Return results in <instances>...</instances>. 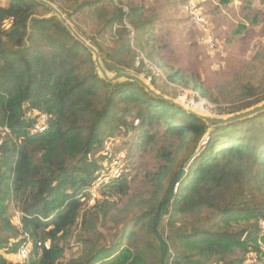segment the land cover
I'll return each mask as SVG.
<instances>
[{"label":"trees","instance_id":"1","mask_svg":"<svg viewBox=\"0 0 264 264\" xmlns=\"http://www.w3.org/2000/svg\"><path fill=\"white\" fill-rule=\"evenodd\" d=\"M45 1L89 41L107 69L140 75L142 55L146 60L153 56L143 45L151 39L153 22L142 8L127 6L126 11L121 0ZM86 12L114 31L115 47L103 48L74 24L72 17ZM47 13L52 14L35 0H0V264H162L164 246L152 231L153 222L182 169L157 226L166 247L164 264H243L245 255L258 252V241L264 239V113L212 128L205 137V122L139 85L105 82L92 53ZM179 75L167 78L177 83ZM184 85L195 89V84ZM242 92L237 98L245 100L254 89ZM201 96L217 103L207 91ZM263 101L219 109L218 114L239 113ZM42 117L46 129L34 133ZM136 130L137 139L146 143L154 139L150 130L184 139L185 154L176 157L170 146L157 150L160 166L152 191L128 197L124 213L133 216L121 218V230L107 247L101 224L111 204L107 198L101 209L82 213L85 192L107 158L104 143ZM203 137L206 144L199 146ZM125 177L103 187L112 192L109 197L130 189ZM135 199L139 204H133ZM11 206L20 216L17 225L11 222ZM78 218L82 233L74 237ZM242 221L246 226H232ZM73 238L79 253L65 260ZM28 245L26 261L7 260ZM235 249L243 256L227 259Z\"/></svg>","mask_w":264,"mask_h":264},{"label":"rangeland","instance_id":"2","mask_svg":"<svg viewBox=\"0 0 264 264\" xmlns=\"http://www.w3.org/2000/svg\"><path fill=\"white\" fill-rule=\"evenodd\" d=\"M82 1L78 0V3ZM121 1L124 10L127 11V6L142 8L145 18L153 22L150 29L151 39L148 44L143 43L146 51L153 50V56L150 60H146L142 55L145 67L140 75L129 73L138 77L156 94L176 102L195 113L194 115L208 118L223 116L218 114L219 109L234 108L264 98V0ZM114 3H117V0H114ZM191 4L201 14L200 18L205 22L206 31L198 29L195 25L193 16L189 12ZM47 16L53 15L47 13ZM72 20L89 38L101 44L103 48L116 46L117 36H114V31L104 29L103 22L90 13H79L72 17ZM130 37L133 38V34ZM101 66L105 69L108 78L121 73L112 67L107 69L102 63ZM169 73L180 74L177 83L168 80ZM125 82L128 80L120 79L112 84ZM185 82L195 84V89L192 85L185 86ZM246 88L254 89V94L246 96L245 100L237 98ZM203 91H207L217 103L213 104L201 96ZM200 101L204 103V110L201 111L196 108ZM137 132L138 130L130 132L127 136L117 133L109 139L112 153L110 157L113 159L119 157L122 166L121 179L126 176L127 186L130 189L119 190L116 192L118 195L109 197L108 193L112 192L108 188L99 187L92 191L95 203L93 206L87 204L90 195L85 192L87 198L82 205V213L96 206H98L97 210L101 209L107 198L111 204L108 218H104L101 224L104 245L116 240L121 230V218H132L133 214L124 213L129 202L128 197L138 194L140 190L142 193L152 191L153 174L160 166V160L156 156L157 150L162 146H170L176 157L181 158L185 154V147H181L184 145L181 144L184 139L166 137L162 130L157 132L150 130L154 139L146 143L142 137L137 139L140 130ZM205 137L199 141V146H202ZM138 144L141 148H137ZM126 164H129V170L125 168ZM147 197L148 195H145L143 198ZM136 203L139 204L135 199L133 204ZM10 214L12 224L17 225L20 216L14 206H11ZM246 223L242 221L232 226L242 228ZM73 232L74 237L82 233L81 218L77 219ZM22 248L31 252V245ZM79 249L78 242L74 238L71 239L70 245L64 250L65 260L75 259ZM258 249V252L254 249L249 251L250 253L245 256L246 260L250 257V261L245 260L243 264H264V239L258 241ZM242 254L239 249H235L234 253H229L231 256L227 259L241 257ZM6 258L8 261L15 259L13 256Z\"/></svg>","mask_w":264,"mask_h":264},{"label":"water","instance_id":"3","mask_svg":"<svg viewBox=\"0 0 264 264\" xmlns=\"http://www.w3.org/2000/svg\"><path fill=\"white\" fill-rule=\"evenodd\" d=\"M36 2H39L41 4H43L44 6H46L51 13L56 16L57 18H59V20L61 21V23L63 25L66 26V28L73 34V36L79 40L82 44L85 45V47L92 53L93 58H94V62L97 68V72L99 74H101V78L109 83L112 84L113 82H117L120 79H126L130 82H133L137 85H139L140 87L144 88L146 92H148L149 94H151L152 96H154L155 98L159 99V100H163L171 105L176 106L177 108L185 111L187 114H190L192 116H195L196 118L200 119L201 121L206 123L207 126V134L206 137L210 134L212 128L218 127V126H226V125H230L239 121H243L249 118H252L254 116H257L261 113H264V101L253 106L252 108H249L247 110H244L242 112L239 113H235V114H231V115H223L221 117H217V118H208V117H203V116H198L197 114L194 115L195 113L189 111L188 109L183 108L182 106H180L179 104H177L176 102L167 99L163 96H160L158 94H156L148 85H146L145 83H143L138 77L131 75V73L129 72H121L119 73L117 76L113 77V78H108L106 75V71L105 69H103V67L101 66V58L100 55L98 53V51L92 47V45H90V43H87L84 39H82L77 33L76 31L73 29V27L71 26V24L65 19V17L60 13V11L53 6L52 4H50L49 2H46L45 0H35ZM185 173V169L180 170V172L178 173L176 179L174 180L173 184L171 185L170 191H169V196L166 200H164L158 207L156 210V214H155V219L153 222V227H152V231L154 233V235L156 236V238L160 241V243L164 246L163 249V253H162V264H164L165 262V254H166V247H165V243L163 241L162 236L158 233L157 231V226L160 222V212L163 206H166L167 204L170 203V201L173 198V195L176 191L177 185L179 183V180L181 179V177L183 176V174Z\"/></svg>","mask_w":264,"mask_h":264},{"label":"built area","instance_id":"4","mask_svg":"<svg viewBox=\"0 0 264 264\" xmlns=\"http://www.w3.org/2000/svg\"><path fill=\"white\" fill-rule=\"evenodd\" d=\"M190 14L193 16V21L195 25L198 27L200 30H205V22L203 19L200 18L201 14L196 10V7L194 5H190L189 9ZM11 23V20L9 21H4L3 23V28H8L9 24ZM206 31V30H205ZM46 129V118L42 117L38 123V125L35 127L33 130L34 133H43ZM206 139V138H205ZM206 144V140L203 141L202 146ZM104 152L105 155L107 156L106 160H104L101 163L100 170L97 171L95 174V179L92 184V186L89 188V190L86 191V193H89L90 197L87 200V204L89 206H93L94 200H93V193L92 191H95L97 188H102L104 186H107L111 184L115 180H119L122 177V166H121V161H119L118 158H111L110 154L111 153V148H110V143L109 141L104 143ZM120 155V154H119ZM123 159V156H121ZM117 159V160H115ZM94 203V204H93ZM260 229L262 231V236H264L263 231H264V220L260 222ZM29 249L21 248L17 254L15 255V259L18 262H24L28 259L29 256Z\"/></svg>","mask_w":264,"mask_h":264},{"label":"bare ground","instance_id":"5","mask_svg":"<svg viewBox=\"0 0 264 264\" xmlns=\"http://www.w3.org/2000/svg\"><path fill=\"white\" fill-rule=\"evenodd\" d=\"M183 96H184V95H183ZM200 102H201V101H200ZM196 106H197L196 108H197L199 111H201V109L204 110V108H203L204 103H203V102H201L200 104H197Z\"/></svg>","mask_w":264,"mask_h":264},{"label":"clouds","instance_id":"6","mask_svg":"<svg viewBox=\"0 0 264 264\" xmlns=\"http://www.w3.org/2000/svg\"><path fill=\"white\" fill-rule=\"evenodd\" d=\"M96 173H97V172H96ZM96 173H95V174H96ZM94 179H95V178H94ZM92 184H93V183H92ZM86 191H87V190H86Z\"/></svg>","mask_w":264,"mask_h":264}]
</instances>
